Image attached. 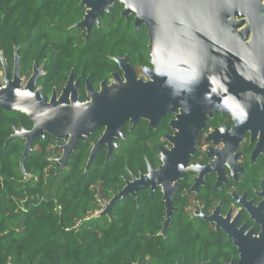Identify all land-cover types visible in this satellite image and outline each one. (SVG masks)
Returning a JSON list of instances; mask_svg holds the SVG:
<instances>
[{
	"label": "trees",
	"instance_id": "obj_1",
	"mask_svg": "<svg viewBox=\"0 0 264 264\" xmlns=\"http://www.w3.org/2000/svg\"><path fill=\"white\" fill-rule=\"evenodd\" d=\"M122 8L116 3L87 34L76 26L85 15L78 0H0V76L3 63L12 75L15 57L21 78L40 68L36 88L47 101L69 75L81 85L89 78L94 87L110 79L117 71L111 58L125 57L136 69L149 67L146 29H135L134 15L126 20ZM167 120L155 131H147L143 121L131 131L124 126V139L116 141L110 157L102 149L88 164L102 134L96 130L76 145L61 169L57 144L62 142L45 134L33 141L21 169L25 141L10 137L30 131L33 123L0 108V264H227L236 259L226 235L187 209L185 178L165 230L159 189L153 194L143 189L102 211L132 177L147 173V163L153 169L161 164L155 146L171 133Z\"/></svg>",
	"mask_w": 264,
	"mask_h": 264
},
{
	"label": "water",
	"instance_id": "obj_2",
	"mask_svg": "<svg viewBox=\"0 0 264 264\" xmlns=\"http://www.w3.org/2000/svg\"><path fill=\"white\" fill-rule=\"evenodd\" d=\"M262 1L81 0L87 11L76 26L84 27L87 33L115 2L123 6V16L134 15L135 29L139 25L145 27L152 67L145 72L150 81H136L132 69L119 61L125 83L121 84L115 76V84L109 88L102 85L99 94L87 84L91 102L79 103L70 77L62 95L48 103L40 90H35L39 72L35 71L20 90L17 57L12 77L3 63L5 88L0 86V108L24 114L33 123L30 131L21 129L10 137L25 141L20 168L32 150L33 141L45 134L67 140L59 146L63 151L59 160L63 168L79 142L103 129L90 152V164L104 146L110 156L117 147L114 140L122 138L120 129L124 123L132 127L139 119H145L150 128H155L160 118L179 111L171 123L176 132L168 138L173 148L161 149V165L157 169L148 167L147 173L138 178L132 177L103 211L107 213L128 195L135 196L146 188L153 194L159 188L166 213L163 229H167L178 181L193 156L197 134L212 112L232 114L238 125L234 131L244 129L245 124L259 126L264 139V15L259 14ZM243 20L248 22L245 27ZM252 24L253 34L249 38ZM240 134L239 131L236 140ZM220 226L238 247V264H264V230L259 238L242 244L230 228L217 225Z\"/></svg>",
	"mask_w": 264,
	"mask_h": 264
},
{
	"label": "flooded vegetation",
	"instance_id": "obj_3",
	"mask_svg": "<svg viewBox=\"0 0 264 264\" xmlns=\"http://www.w3.org/2000/svg\"><path fill=\"white\" fill-rule=\"evenodd\" d=\"M78 1L79 6L85 9L86 12L87 8L85 7V5L81 4V0ZM116 3L118 2H115L113 7ZM261 6L262 10L259 14L260 16H263L264 0L262 1ZM122 12L123 8L121 11V16L126 20L129 19L131 15L126 18L122 15ZM247 25L248 23L243 27ZM249 26L250 33L248 37L251 38L253 34V24ZM81 28L85 29L84 27ZM111 59L116 63L117 71L111 74L110 79L102 80L98 84V86L94 87L91 84L89 78H86L84 83L81 85L79 79H74L72 75H69L62 88L58 92L53 89L51 91L50 97L53 93H55L54 91H56L58 93L57 95L60 97L71 77L72 84L76 86V95L78 102L89 103L91 102V98L88 97V95L90 94L87 89V84L91 86V89L94 92L99 94L102 92V85H105L106 88H109L111 85L115 84L116 75L121 74V76L123 77V80L119 79L121 84L126 82L124 72L121 70L119 61H124L132 69L134 76L139 70L145 71V69L152 68L150 65L149 67H141L140 69H136L127 62V59L125 57H116ZM37 70H40V77L43 74L40 68H34L31 75ZM31 75L27 78V81L31 77ZM35 90L40 89L36 88L35 85ZM70 95L71 91L68 94V103L70 102ZM50 97L47 102L50 100ZM81 98L83 99V101H80L82 100ZM177 113H179V111L175 113H169L163 118H160L155 128H150V122L145 119H139L132 127L128 122H126L120 129V133H122L121 130L124 126L127 127L128 131H131L139 122L142 121L147 123V131H155L160 125L161 121L164 118H167V126L170 129L171 133L163 135L161 143L156 144L155 146L158 152L159 159V154L161 152V149H164L162 147L164 144L168 142L172 145L171 149L173 148V144L169 141L168 138L173 137L174 133L176 132V129L171 126V123L176 120L175 117ZM204 124L205 126L201 130H199L197 134L193 156L190 157L186 167L187 170L182 178H185L187 183L189 184L188 188L185 190V193L189 196L190 200L187 208H190V204H194L193 209H191V214L193 217L202 219L214 231H220L226 235V238L231 241V245L235 248L237 254V258H232L231 261L227 264H238L240 260L238 247L234 245V240L228 237V235L223 231L222 227H217V225L222 224L227 228H230L235 235L234 238H236V240L238 242H241L242 244H245L247 240L251 241L252 239H257L262 234L264 230V139L261 138V128L259 126H256L254 128L249 124H245L243 125V127H245L244 129H237L234 131V129L238 127L234 116L232 114L225 115L222 113V111L212 112L211 116L206 118ZM98 130H102L103 134V129ZM252 130H254L255 132L253 133ZM239 131L241 134L236 140L235 138L238 137ZM122 139H124L123 135L121 140ZM117 140L120 139H115L114 142L116 143ZM234 140H236L235 145ZM66 141V139L61 140L62 143L59 144H65ZM57 147H59V145H57ZM117 148L118 146L114 148L112 152ZM102 149H105L106 158L108 159L110 156L108 157L107 146H104L100 150ZM60 151L61 158L63 151L61 149ZM60 158L57 159L59 169H61L59 163ZM196 164H198V166H196ZM148 167H151V165L147 163V171ZM178 188L179 184L176 191L178 190ZM174 211L175 208L173 206L172 213Z\"/></svg>",
	"mask_w": 264,
	"mask_h": 264
},
{
	"label": "rangeland",
	"instance_id": "obj_4",
	"mask_svg": "<svg viewBox=\"0 0 264 264\" xmlns=\"http://www.w3.org/2000/svg\"><path fill=\"white\" fill-rule=\"evenodd\" d=\"M239 20H235V22H238ZM243 25H242V27L245 25V24H247L248 22H247V20H243ZM238 30V29H237ZM40 70H37V72H39ZM14 72V71H13ZM10 74V73H9ZM13 75V74H12ZM12 75L10 74V77H12ZM116 76H118L119 77V79L120 80H123V77L121 76V74L120 75H116ZM20 79H21V81H20V84H19V89L20 90H23L24 88H25V85H26V83H27V78L26 77H20ZM135 79H136V81H139V82H143V83H147V82H149L150 81V79H149V77H148V75H147V73L145 72V71H142V70H139L136 74H135ZM0 86H2L3 88H5V75L3 74V75H1L0 76ZM100 89V88H99ZM55 93H53L52 95H51V97H50V100L52 99V98H54V99H58L59 98V96L57 95L58 93L56 92V91H54ZM50 100L48 101V103L50 102ZM177 115H179V113H177ZM177 115H176V117H177ZM175 117V118H176ZM67 142V141H66ZM57 145H59V146H61V144H57ZM164 149H166V150H171V147H172V145L171 144H169L168 142L166 143V144H164L163 146H162ZM60 148V147H59ZM196 166H198V164H196ZM131 182V181H130ZM108 204H106V205H104V207L102 208V211H104L105 210V208H106V206H107ZM189 207L190 208H187L188 210H190L191 211V209H193V207H194V204H190L189 205Z\"/></svg>",
	"mask_w": 264,
	"mask_h": 264
},
{
	"label": "built area",
	"instance_id": "obj_5",
	"mask_svg": "<svg viewBox=\"0 0 264 264\" xmlns=\"http://www.w3.org/2000/svg\"><path fill=\"white\" fill-rule=\"evenodd\" d=\"M97 203H98V205H99V206L101 205V203H100V201H99V200H97Z\"/></svg>",
	"mask_w": 264,
	"mask_h": 264
}]
</instances>
